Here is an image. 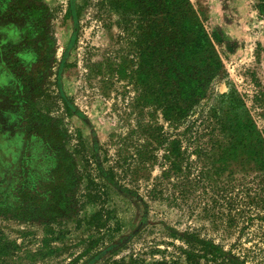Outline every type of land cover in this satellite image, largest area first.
<instances>
[{
    "label": "rangeland",
    "instance_id": "rangeland-1",
    "mask_svg": "<svg viewBox=\"0 0 264 264\" xmlns=\"http://www.w3.org/2000/svg\"><path fill=\"white\" fill-rule=\"evenodd\" d=\"M27 1L48 7L54 41L31 86L28 124L44 114L63 133L75 183L55 216L0 213V264H264L259 1ZM185 14L216 59L211 72L189 60L190 97L168 79L171 34ZM0 33L1 44L11 31ZM13 80L0 61V88ZM229 90L237 110L222 97ZM0 117L12 120L2 108ZM20 131L0 141V175L17 160Z\"/></svg>",
    "mask_w": 264,
    "mask_h": 264
},
{
    "label": "trees",
    "instance_id": "trees-1",
    "mask_svg": "<svg viewBox=\"0 0 264 264\" xmlns=\"http://www.w3.org/2000/svg\"><path fill=\"white\" fill-rule=\"evenodd\" d=\"M169 1L172 7L173 0ZM258 1L260 11L264 12V0ZM169 12L174 15L172 9ZM48 16V7L44 4L27 0H0V26L4 25L5 29L11 31L0 44V61L14 76L9 87L0 88V108L7 111L9 118H12L7 122V119L0 117V141L15 137L19 128L21 131L17 144L22 145L21 148L13 147L17 160L0 175V213L31 217L38 214L55 216L68 205V201L61 198V191L75 183L73 164L64 156L65 151L60 147L63 133L52 127L44 114H41L44 123L38 127L31 129L32 124H28V120L31 121L37 115L31 101V86L39 81L41 74L48 68L54 47L49 33ZM171 21L173 25L176 24L174 16ZM178 28V32H175L176 27H171L175 37L172 33L168 79H177L184 95L190 97V87L194 86L189 81V60L198 56L204 71L210 69L211 72L216 59L211 54H205L211 41L197 20L185 14ZM172 45L177 48V53L173 51ZM178 60H183L182 64L178 65ZM198 90V94L203 95L205 87L199 85ZM231 90L222 97H226L231 109L237 110L241 99ZM28 106L32 109V114L26 117ZM225 123H232L228 116ZM8 127L11 130L6 134ZM206 252L188 253L186 256L189 259L204 257ZM191 263L200 264L197 259Z\"/></svg>",
    "mask_w": 264,
    "mask_h": 264
}]
</instances>
